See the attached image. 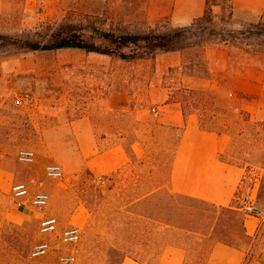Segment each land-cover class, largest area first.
Masks as SVG:
<instances>
[{
  "label": "rangeland",
  "instance_id": "374dc122",
  "mask_svg": "<svg viewBox=\"0 0 264 264\" xmlns=\"http://www.w3.org/2000/svg\"><path fill=\"white\" fill-rule=\"evenodd\" d=\"M257 2L263 5L260 13L237 10L228 24L221 26L231 37L227 46L210 40L192 62L184 65L181 56L180 67L161 77L154 73L156 55L121 61L75 49L22 53L18 48L22 42H45L51 36L75 34L102 49L108 42L100 34L184 28L202 14L204 0H8L0 5V264H5L7 250L16 257L23 243L52 247L36 260L42 264H56L60 254L71 251L76 264H119L124 251L141 264H154L162 243H153L151 249L145 248L148 243H122L116 231L126 228V220L132 217L127 212L147 211L157 197L137 206L131 202L166 180L177 132L160 124L151 110L173 102L193 105L194 98L182 90L185 87L212 93L218 110L240 108L246 113L241 120L231 113L214 115L213 127L229 132L223 157L245 169L249 195L264 217V37L251 36L255 32L251 27L264 24V0ZM212 13L223 14L219 8H213ZM219 46L226 47L228 57L225 70L211 78L216 90H210L211 81L188 82L189 77L211 80V51ZM183 112L198 116L189 106L184 105ZM85 125L91 128L97 151L114 145L129 150L136 143L142 158L128 160L123 170L93 184L79 150L78 141L83 136L74 135ZM22 148L34 153L33 164L17 163L16 154ZM50 164L61 168L60 181L45 179L44 168ZM14 182L25 184L30 193L38 188L48 196L42 214L56 219L55 234L40 235L37 220L15 222L17 210L7 203ZM158 197L166 199L163 194ZM176 201L191 207L196 216L192 224L179 223L208 233L213 208ZM77 208L84 213V223L77 227L80 240L75 247L62 246L58 234ZM140 221L129 220L128 227L146 223ZM230 226L239 232L237 217L230 219ZM216 232L224 234L221 228ZM183 237L184 264H207V253L216 238L196 242L195 235ZM261 240L255 249L257 257L264 255V224ZM228 241L240 250L249 244L231 237Z\"/></svg>",
  "mask_w": 264,
  "mask_h": 264
},
{
  "label": "trees",
  "instance_id": "16d2710c",
  "mask_svg": "<svg viewBox=\"0 0 264 264\" xmlns=\"http://www.w3.org/2000/svg\"><path fill=\"white\" fill-rule=\"evenodd\" d=\"M233 1L234 0H204V9L202 15L199 18L194 19L189 26L184 28L166 29L160 33L148 31L147 33H136L129 35L100 34L101 38L106 39L108 42V46L103 47L102 49H98V47L87 43V41H85L79 35L76 36L75 34H62L60 36H51L45 42H22L18 50L22 53H28L75 49L84 51L86 53L112 56L120 59L121 61L142 60L157 54L178 52L183 57V64L187 65L189 64V61L192 62L193 59L199 56L198 52H200V50L203 49L205 44H207V42L210 40L215 41L216 45H228L227 38L231 37L223 31V27L221 26L223 24H228L230 18L232 17ZM213 8H219L223 14L221 16H215L212 13ZM251 29L255 31L251 35L254 38L264 37V24H257L256 26L251 27ZM93 32L96 35L99 34V32L95 30ZM188 56H191V60L188 59ZM182 90L185 94L191 95L194 98L192 101L193 105L190 104L191 102L189 101H184V103L173 102L169 104H176L179 106L183 119L186 118V114L183 112L184 105L189 106L190 109L198 112V128L203 132L214 133L217 135H229V132L226 128L218 130L213 127L216 120L214 115H221L225 117L227 114L231 113L233 116L238 118V120H241L246 114L240 108H234L230 112L218 110V108L213 104V99H211L212 93L190 90L186 87ZM209 109L212 110L211 113L207 111ZM174 131L177 132L176 143L174 145L175 151L183 129L175 128ZM124 153L130 162L137 160L133 156L131 148H129V150L124 149ZM224 155L225 152L219 156L220 161L229 165L238 166L235 163L225 160L223 157ZM168 174L166 180L163 183L155 185L146 194L135 198L131 202V205L137 206L147 198L158 197L159 193L163 194V196H166V199L161 197L164 200L159 199V197L154 198L153 200H155V204L150 205L147 211L145 209L144 211L138 210V212H127L128 215H131L134 219H138L146 223H143V225H140L139 223V226L136 225L135 228H129L128 221L134 219H132V217H128L129 219L126 220L127 223L124 225L126 228L123 229V231H116L118 234H120L119 236H121L120 240L122 243H148V245H145V248L151 249L154 247L153 243H162V246L174 244L180 240L181 235L189 234L205 237L208 234L199 233L191 229L189 226H186L185 224L181 225L179 223L182 220V222L185 221L187 224H192L195 221L196 216L194 215V211L191 207L181 205V203H178L176 199L193 204H204L192 199L170 195L167 190L164 189ZM86 175L87 177L91 178V182L95 185L98 182L102 183L103 181L101 180L102 177L95 179L94 177L90 176L88 171L86 172ZM149 193L151 194L148 195L147 198H144V196ZM211 208H213V217L211 218V225L208 228V230H211L210 235L214 236L217 242L220 244L231 248H236L232 242H229L230 240L228 241V238L231 237L234 239H245L242 219L237 217L238 215L236 212L238 211L235 208L232 209L231 207ZM235 217H237L240 228L239 232L237 233L234 231V228H232L233 226H230V219ZM219 228L224 231V234L221 232H216L219 230ZM34 245L35 244L30 245V243H23L16 257L10 250H7L5 252V264H42L41 262L36 261L37 259L34 260L30 259L29 257L30 251ZM120 256L121 261L119 264H121L124 258H130L132 260L138 261L133 258L131 253L128 251L122 252Z\"/></svg>",
  "mask_w": 264,
  "mask_h": 264
},
{
  "label": "crops",
  "instance_id": "0c3cea01",
  "mask_svg": "<svg viewBox=\"0 0 264 264\" xmlns=\"http://www.w3.org/2000/svg\"><path fill=\"white\" fill-rule=\"evenodd\" d=\"M7 1L8 0H0L1 7H3V4ZM257 1L234 0L233 12L244 10L258 14L262 11L263 5L261 6L258 4ZM211 53L214 59L208 66L209 79L225 70L228 57L227 49L223 46L213 49ZM154 61V73L156 76L161 77L167 74L169 70L178 69L180 67L181 54L178 52L157 54ZM207 81H211L212 83L210 90H216L217 86L213 84L212 79L204 80L197 77L188 78V82H192L193 84H200ZM158 109H160L158 114L160 124L172 128L183 129L169 164V174L164 189L175 197L192 199L215 208L231 207L234 209L236 205L235 196L239 190L241 180L244 177L245 169L226 164L219 160V156L228 148L229 138L226 135H217L199 130L197 116L195 114H189L183 119L180 108L176 104L165 103ZM76 128L79 129L80 125H77ZM74 135L83 136V138H80L78 141L81 158L85 160L87 170L94 177L100 178L113 175L127 167L128 158L120 146L114 145L107 149L97 151L95 141L93 140V133L88 125L84 126L83 131H74ZM131 150L135 159L140 160L142 158L136 143L131 145ZM2 176L8 177L7 173H2ZM33 192L42 191L35 188ZM150 194L151 193L147 194L144 198H147ZM159 195L161 194L159 193ZM151 198L147 199L150 200ZM160 198L161 197H159V199ZM153 202L155 204L154 200ZM16 210L13 219L17 223L23 221H39L43 216V214H38L31 208ZM236 213L238 215L237 217L242 219L245 235V239L239 240L249 243L247 249L252 243H257L258 245L263 242L261 236L254 239L259 221L253 218H242L240 213ZM83 223L84 213L82 209L77 208L67 220L66 227H78ZM210 233L211 230H208V234L205 237L195 235L196 238H194V240L196 242H202V239L208 240L212 237ZM184 241V237L181 235L180 240L176 243L161 246L154 264H184L186 258V248L182 244ZM212 243L206 257L207 264L242 263L247 249L240 250L238 248H231L220 244L217 240ZM121 264L141 263L130 258H124Z\"/></svg>",
  "mask_w": 264,
  "mask_h": 264
},
{
  "label": "built area",
  "instance_id": "2783aa9c",
  "mask_svg": "<svg viewBox=\"0 0 264 264\" xmlns=\"http://www.w3.org/2000/svg\"><path fill=\"white\" fill-rule=\"evenodd\" d=\"M16 104L20 106V101ZM154 117L159 114L158 109H152ZM35 155L31 150L19 149L16 154V160L19 165L28 166L33 164ZM45 179L49 181H60L63 173L56 164L47 165L44 168ZM250 188L247 186L245 176L241 180L239 190L235 196V208L244 218H253L258 220L255 231V238L261 236L264 224V217L260 210L254 205V199L249 195ZM49 198L45 193H30L27 186L20 182L12 183L7 195V203L15 209L31 208L39 214L46 208ZM57 231V221L53 217L42 216L38 221V233L42 236H50ZM80 240V231L77 227H66L61 229L58 234V242L62 246L75 247ZM257 243H252L245 253L241 264H264V255L257 257L255 249ZM52 247L48 243L35 244L30 251V259H40L51 251ZM56 264H76L75 252L60 254L57 257Z\"/></svg>",
  "mask_w": 264,
  "mask_h": 264
}]
</instances>
